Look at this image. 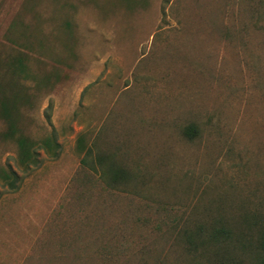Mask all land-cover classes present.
I'll return each mask as SVG.
<instances>
[{
    "label": "rangeland",
    "instance_id": "obj_1",
    "mask_svg": "<svg viewBox=\"0 0 264 264\" xmlns=\"http://www.w3.org/2000/svg\"><path fill=\"white\" fill-rule=\"evenodd\" d=\"M263 263L264 0H0V264Z\"/></svg>",
    "mask_w": 264,
    "mask_h": 264
},
{
    "label": "trees",
    "instance_id": "obj_2",
    "mask_svg": "<svg viewBox=\"0 0 264 264\" xmlns=\"http://www.w3.org/2000/svg\"><path fill=\"white\" fill-rule=\"evenodd\" d=\"M195 131H196L195 126L194 125H190L187 128V131L186 132L188 134H192ZM57 145H59V144H57ZM77 148L79 149V151L81 153H83V156L81 158V163L84 164V165H87V166H91L92 147L91 146H86V144H85V138H84V134L83 133L78 136V139H77ZM99 158H100L99 161L102 163L103 160H102L101 156ZM115 172H118V171H115ZM118 174H120V173H118ZM116 175H115V177H114L113 180H115V179L117 180L118 179V176H116Z\"/></svg>",
    "mask_w": 264,
    "mask_h": 264
}]
</instances>
